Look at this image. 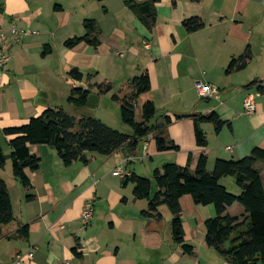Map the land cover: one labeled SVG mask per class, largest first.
Returning <instances> with one entry per match:
<instances>
[{
    "label": "crops",
    "instance_id": "crops-1",
    "mask_svg": "<svg viewBox=\"0 0 264 264\" xmlns=\"http://www.w3.org/2000/svg\"><path fill=\"white\" fill-rule=\"evenodd\" d=\"M1 1L0 30L9 36L5 51L11 55L10 63L0 69L1 130L27 124L48 109H64L75 86L110 83L115 89L109 94L122 97L129 81L146 71L158 114L152 125L161 127L165 118L171 119V125L156 134L162 132L179 150L159 152L152 133L135 150L126 146L109 157L89 154L87 164L66 167L52 148L31 146L41 158L39 170L27 172L31 189L13 176L4 178L0 171L14 216L2 228L0 264H13L18 255L26 256L21 264H228L205 242V222L217 215L213 205H196L190 196L180 199L184 240L194 246L187 254L172 239L167 207L159 209L162 218H144L149 201L134 199L133 186L113 172L152 181L153 172L166 164L190 163L194 171L200 157L206 156L211 172L218 159L240 160L255 148L264 150V0H158L151 31L126 5L150 0ZM190 18L202 19L205 27L187 33L183 22ZM87 19L97 22L100 45L65 48L67 40L85 35ZM13 28L36 34L17 40L10 36ZM45 48L50 53L44 56ZM246 50L251 59L245 69L228 74L231 61ZM73 68L84 74L82 82L69 78ZM88 75L95 77L87 80ZM199 81L218 87L219 98H199L195 88ZM248 95L256 104L250 116L243 109ZM212 112L231 129L216 133L213 125H202L208 147L200 148L193 120L177 117ZM13 139L0 135L8 154ZM256 168L264 185V162ZM226 182L225 178L221 184L228 190ZM154 191L155 187L152 196ZM28 196L34 200L28 201ZM89 202L94 215L83 228L82 213ZM227 213L241 217L244 210L235 204Z\"/></svg>",
    "mask_w": 264,
    "mask_h": 264
},
{
    "label": "trees",
    "instance_id": "trees-1",
    "mask_svg": "<svg viewBox=\"0 0 264 264\" xmlns=\"http://www.w3.org/2000/svg\"><path fill=\"white\" fill-rule=\"evenodd\" d=\"M157 3L158 0L144 3L130 1L126 5L151 31L156 25ZM3 12L4 4L0 0V13ZM83 26L85 35L67 40L65 48L73 50L82 44L97 48L100 45L97 22L87 19ZM183 27L191 34L203 29L205 24L200 18H190L183 22ZM49 53L50 50L45 48L43 55ZM250 59L251 52L246 50L231 61L226 72L229 74L245 69ZM68 76L74 82H82L84 79V74L76 68L71 69ZM93 77L95 75H88L87 80ZM253 85L255 83L249 87ZM112 91L113 86L110 83L89 85L88 88L75 86L67 103L75 108H85L92 94L102 96ZM112 99L120 104L121 121L132 129L131 135L112 129L92 117L76 119L62 108L48 109L40 117L30 119L27 124L0 129V135L14 137L9 142V155L4 153L0 143V171L11 160L13 177L23 188L29 190L31 182L27 172H37L41 163L39 154L31 152V146L45 145L52 148L63 165L70 167L77 162L87 164L89 154L109 157L126 146L135 150L143 139L172 123L171 119L165 118L161 127L152 125L157 109L152 100L150 76L146 71L129 81L128 93L122 97L115 94ZM182 118L193 120L196 143L200 148L208 147V138L201 129L202 125H213L216 133L224 128L231 129V124L220 119L215 112L177 117ZM161 133L155 135L157 150L161 153L178 151L179 148ZM258 162H264V150L255 148L249 156L240 160H216L211 172L208 171L207 157L201 156L194 171L190 169V163L185 167L166 164L153 172L152 181L132 174L123 181L124 184L133 186L134 199L149 201L148 209L142 212L144 218H162L159 209L167 207L172 215V239L182 246L185 253L192 254L194 246L184 240L180 199L190 196L196 205H213L216 209V217L205 222V242L209 248L216 250L228 264H264V185L261 173L256 168ZM229 177L234 178L241 189L239 196L231 194L221 184L223 179ZM153 187L155 191L152 196ZM27 200L32 201L34 197L28 196ZM235 204L244 210L241 217H232L227 213L228 208ZM13 221L8 186L0 176V238L2 228ZM22 234H27V228Z\"/></svg>",
    "mask_w": 264,
    "mask_h": 264
},
{
    "label": "built area",
    "instance_id": "built-area-1",
    "mask_svg": "<svg viewBox=\"0 0 264 264\" xmlns=\"http://www.w3.org/2000/svg\"><path fill=\"white\" fill-rule=\"evenodd\" d=\"M34 34H36V32L21 31L16 28H13L10 36L17 40H21L29 35H34ZM8 37L9 36L7 35V33H5L3 30H0V69L5 68L11 61V55L5 51V44L8 40ZM195 88L198 96L201 99L210 100V99L219 98L220 89L216 86L199 81L195 83ZM243 109H244V114L247 116H250L255 113L256 104H255V99L252 95H248L244 99ZM227 149L231 150V148H227ZM113 175L125 179L130 174L125 173L122 170H115L113 172ZM93 215H94V204L92 202H89L85 205L82 213L83 228H86L90 224ZM27 257L32 258L33 254L29 253ZM24 258H26V256L18 255L13 264H21ZM65 264H69V263H65Z\"/></svg>",
    "mask_w": 264,
    "mask_h": 264
},
{
    "label": "rangeland",
    "instance_id": "rangeland-1",
    "mask_svg": "<svg viewBox=\"0 0 264 264\" xmlns=\"http://www.w3.org/2000/svg\"><path fill=\"white\" fill-rule=\"evenodd\" d=\"M113 89H115V87H113ZM116 104L117 103H115L112 99V94H107V95L102 96L99 105L97 104L98 106H96L95 109H90L88 107L87 108H75L72 105H69L67 102H65L63 105L65 106L64 109L70 115L74 116L76 119L92 117L94 119L102 120L104 123H106V125H108L112 129H115L124 134L131 135L132 129L121 121L120 109L119 108L118 110L115 109ZM156 116H158V114ZM137 119L138 121L140 120L139 117H137ZM1 145L6 155H9L8 154L9 150H8L7 145L4 142H1ZM2 174L4 178H7V176H13L11 160H8L6 162V166L2 170ZM226 179L228 180V183L226 182L227 183L226 185L228 187V192H230L233 195L239 196L240 192L238 190L235 179L232 177H229ZM235 188H237V191Z\"/></svg>",
    "mask_w": 264,
    "mask_h": 264
},
{
    "label": "water",
    "instance_id": "water-1",
    "mask_svg": "<svg viewBox=\"0 0 264 264\" xmlns=\"http://www.w3.org/2000/svg\"><path fill=\"white\" fill-rule=\"evenodd\" d=\"M97 102H98V95L92 94L88 99V103H87L86 107H88L90 109H95L97 106Z\"/></svg>",
    "mask_w": 264,
    "mask_h": 264
}]
</instances>
